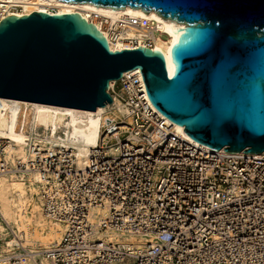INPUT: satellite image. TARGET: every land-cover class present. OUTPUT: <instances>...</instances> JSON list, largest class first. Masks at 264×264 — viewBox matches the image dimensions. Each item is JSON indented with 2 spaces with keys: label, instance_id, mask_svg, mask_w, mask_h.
<instances>
[{
  "label": "built area",
  "instance_id": "1",
  "mask_svg": "<svg viewBox=\"0 0 264 264\" xmlns=\"http://www.w3.org/2000/svg\"><path fill=\"white\" fill-rule=\"evenodd\" d=\"M122 24L144 33L142 45L129 38L124 49H153L145 20L120 22L112 42ZM107 93L126 116L103 117L81 171L70 152L38 146L27 163L10 166L0 139V173L36 171L43 211L63 228L47 264H264V155L210 150L176 133L149 102L137 69ZM94 210L105 214L98 225L89 221ZM107 230L151 241L109 239ZM20 242L0 264H22Z\"/></svg>",
  "mask_w": 264,
  "mask_h": 264
},
{
  "label": "water",
  "instance_id": "2",
  "mask_svg": "<svg viewBox=\"0 0 264 264\" xmlns=\"http://www.w3.org/2000/svg\"><path fill=\"white\" fill-rule=\"evenodd\" d=\"M154 11L183 28L170 68L153 49L112 51L78 13L0 21V98L93 111L139 70L153 108L215 151L264 154V0H61Z\"/></svg>",
  "mask_w": 264,
  "mask_h": 264
},
{
  "label": "bare ground",
  "instance_id": "3",
  "mask_svg": "<svg viewBox=\"0 0 264 264\" xmlns=\"http://www.w3.org/2000/svg\"><path fill=\"white\" fill-rule=\"evenodd\" d=\"M51 10L53 14L78 13L102 33L111 50L124 49L122 42L129 38L137 39L142 45L144 33L136 27L122 24L120 37L114 42L109 39V31L129 18L145 20L152 31L149 37L152 48L163 55L167 68L171 67L169 50L178 35L177 30L183 28L154 11L144 12L129 6L115 9L61 0H0V19L11 15L21 17L33 11L51 13ZM115 83L111 81L109 89ZM105 116L117 120L124 118L126 111L117 99L93 112L0 98V139L7 143L3 160L10 166L17 162L25 164L32 158V146L45 148L48 153L59 148L71 153L73 164L81 171L88 165L91 150L98 147L101 120ZM165 123L176 133H183L181 127L167 119ZM116 150L112 148L108 153L115 154ZM39 183L41 180L36 171L0 173V216L4 221L0 222V262L7 257L13 244L21 241L26 251L22 264H47L45 252L62 239L63 228L50 221L43 211ZM104 216L103 211L94 210L89 221L98 225ZM105 234L109 239L122 237L135 244L151 241L114 230H107Z\"/></svg>",
  "mask_w": 264,
  "mask_h": 264
}]
</instances>
